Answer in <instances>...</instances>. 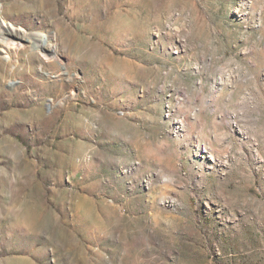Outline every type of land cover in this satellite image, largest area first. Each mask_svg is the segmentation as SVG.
<instances>
[{
    "label": "rangeland",
    "instance_id": "374dc122",
    "mask_svg": "<svg viewBox=\"0 0 264 264\" xmlns=\"http://www.w3.org/2000/svg\"><path fill=\"white\" fill-rule=\"evenodd\" d=\"M1 18L0 264H264V0Z\"/></svg>",
    "mask_w": 264,
    "mask_h": 264
},
{
    "label": "bare ground",
    "instance_id": "6f19581e",
    "mask_svg": "<svg viewBox=\"0 0 264 264\" xmlns=\"http://www.w3.org/2000/svg\"><path fill=\"white\" fill-rule=\"evenodd\" d=\"M239 13H240V10L237 9L236 14H239ZM0 28L6 30L5 33L7 34V37L1 36L3 38V41L9 42L11 43V45L13 44L18 45L20 44L22 40L27 39V42L28 43L31 42L35 50L46 51L47 49L52 48L51 46L52 44L50 43L49 36L46 34L33 33L30 35H26V33H24L23 30L15 28L12 24L7 23L2 18L0 19ZM3 31H0V32H3ZM5 58L9 60L10 56L6 55Z\"/></svg>",
    "mask_w": 264,
    "mask_h": 264
},
{
    "label": "built area",
    "instance_id": "2783aa9c",
    "mask_svg": "<svg viewBox=\"0 0 264 264\" xmlns=\"http://www.w3.org/2000/svg\"><path fill=\"white\" fill-rule=\"evenodd\" d=\"M176 50H179V47H177ZM175 52H176V51H175Z\"/></svg>",
    "mask_w": 264,
    "mask_h": 264
}]
</instances>
